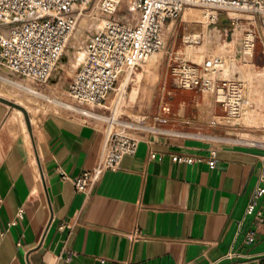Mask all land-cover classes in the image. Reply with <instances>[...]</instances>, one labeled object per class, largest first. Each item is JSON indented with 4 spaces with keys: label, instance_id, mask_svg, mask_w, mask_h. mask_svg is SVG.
Here are the masks:
<instances>
[{
    "label": "crops",
    "instance_id": "obj_1",
    "mask_svg": "<svg viewBox=\"0 0 264 264\" xmlns=\"http://www.w3.org/2000/svg\"><path fill=\"white\" fill-rule=\"evenodd\" d=\"M263 19L195 20L201 28L192 41L177 40L176 19L169 20L163 50L170 60L153 104H169L170 112L159 113L175 133L148 134L88 193L76 191L73 178L97 164L105 131L56 113L35 124L0 96V264H264V198L261 222L245 215L264 155ZM249 31L256 43L245 63ZM212 53L246 67L249 102L240 118L217 126L208 120L225 110L214 95L179 88L172 75L173 55L200 61ZM142 79H132V101ZM177 154L195 161L175 162ZM66 249L74 251L70 261L60 257ZM229 251L235 254L224 257Z\"/></svg>",
    "mask_w": 264,
    "mask_h": 264
},
{
    "label": "built area",
    "instance_id": "obj_2",
    "mask_svg": "<svg viewBox=\"0 0 264 264\" xmlns=\"http://www.w3.org/2000/svg\"><path fill=\"white\" fill-rule=\"evenodd\" d=\"M93 0H0V68L23 80L42 85L52 80V75L63 57L69 40L76 30L80 17L87 12ZM123 0H98L96 7L107 17L102 31L92 33L86 40L87 58L77 69L68 96L69 109L86 117H99L92 109L106 107L109 96L120 90L123 81L128 83L134 73L165 45V26L169 20L181 16L188 7L206 11L210 21L216 22L221 14H249L264 18V0H129L126 15L115 17ZM264 24V19H263ZM196 37V36H194ZM194 37H188L190 41ZM256 33L249 31L242 39L243 62H249L254 54ZM173 78L179 88L197 89L211 93L221 103L224 115H213L211 126L221 125L229 119H238L249 106L244 91V81L232 73L235 64H228L221 53H212L200 61H191L173 55ZM127 83V84H128ZM126 84V85H127ZM120 92L118 104L124 99ZM89 107L90 109H86ZM92 108V109H91ZM163 114L170 112L168 103L160 106ZM102 117V116H101ZM86 123L98 124L82 119ZM105 142L97 164L73 178L76 191L88 193L106 171L117 170L123 157L135 154L139 143L148 134H174L168 128L107 117ZM159 125L165 116L154 119ZM264 146V143H262ZM156 154H151L155 158ZM175 162H193L192 157L173 156ZM210 165L215 160L209 161ZM264 198V155L262 170L248 201L245 215L254 214L259 223L263 214L258 210ZM20 210L17 217H23ZM17 220L10 223L15 224ZM139 231L134 236H139ZM254 233L247 235L252 241ZM229 251L224 257H232ZM74 251L66 249L61 258L70 261ZM216 264V263H213Z\"/></svg>",
    "mask_w": 264,
    "mask_h": 264
},
{
    "label": "rangeland",
    "instance_id": "obj_3",
    "mask_svg": "<svg viewBox=\"0 0 264 264\" xmlns=\"http://www.w3.org/2000/svg\"><path fill=\"white\" fill-rule=\"evenodd\" d=\"M128 2L129 0H123L121 2L115 17L118 18L126 15ZM97 3L98 0H93L88 6L87 12H84L80 17L78 26L72 34L65 53L59 61L50 82L37 85L13 75L7 68H0V96L9 99L14 107L22 109L35 124L45 115L56 113L80 119H88L104 128L107 124L110 125L107 121V117L116 116L120 118L124 115V117L131 122L139 121L140 123H147L148 125H154L156 123L158 127L171 129L164 125V123L159 125L158 122L154 121L157 115H162L160 114L162 112L160 109L162 104H158L159 106L155 109L156 106H154L153 103L159 95L160 75L166 70L170 60V54H166L163 49L155 54L153 60L143 65L132 76L131 79H133L138 72L143 73V79L138 85V95L135 100L132 101L130 98L134 87V81L130 79L129 83L125 86L126 92L123 96L124 99L119 104L118 98L120 90H116L108 98L107 106H109V108H91L99 117L89 118L80 113L73 112L68 108L69 104H72L68 96V86L79 66L87 58L86 40L89 35L98 32V21L100 19H107V16L96 7ZM84 17H88L89 23L83 27L82 20ZM184 18L186 21H182ZM195 20L204 21L205 23L210 22V19L206 16V11L199 7H188L184 10L183 15L176 18V21H174V28L177 30V40L191 37L192 33L198 35L201 23L194 22ZM194 38L197 40L196 37ZM188 44H190V42H188L187 45ZM187 50L189 49L187 48ZM78 54L81 56L82 61L80 60V62L77 63L78 65H76L75 58ZM236 67L237 69L234 70L232 74L238 75L244 81L246 79V67L242 68L238 65ZM33 90L36 92H32ZM164 103L167 102L164 101ZM85 108L90 109L89 107ZM159 110H161V112ZM209 121L210 120H208V123H210ZM173 130L177 129L173 128Z\"/></svg>",
    "mask_w": 264,
    "mask_h": 264
},
{
    "label": "bare ground",
    "instance_id": "obj_4",
    "mask_svg": "<svg viewBox=\"0 0 264 264\" xmlns=\"http://www.w3.org/2000/svg\"><path fill=\"white\" fill-rule=\"evenodd\" d=\"M105 21L104 19H100L97 23V30L98 31H102L104 29V26H105ZM89 23V20H88V17H84L83 20H82V26L84 27V25H88ZM172 28V25H170L169 29L170 30ZM223 53V52H222ZM221 53V54H222ZM83 56V55H82ZM155 56V54L148 60V62L150 60H153V57ZM81 60V56L78 54L75 58V63L76 65H78L77 63H79ZM82 61V60H81ZM77 68V67H76ZM136 76V79H139L141 76H142V73L141 72H138L137 74H135ZM132 80V79H131ZM12 83V82H11ZM128 83V80H125L122 82L121 86H120V92H124L125 91V86L126 84ZM14 85V84H13ZM19 85V84H18ZM20 87V86H19ZM30 91V90H29ZM32 92H36V91H32ZM119 92V94H120ZM36 94V93H35ZM113 100V99H112ZM115 101V100H114ZM69 107V106H68Z\"/></svg>",
    "mask_w": 264,
    "mask_h": 264
}]
</instances>
